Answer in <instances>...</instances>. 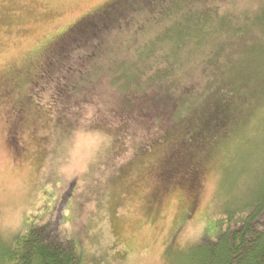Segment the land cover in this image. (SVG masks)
Masks as SVG:
<instances>
[{"label": "rangeland", "instance_id": "obj_1", "mask_svg": "<svg viewBox=\"0 0 264 264\" xmlns=\"http://www.w3.org/2000/svg\"><path fill=\"white\" fill-rule=\"evenodd\" d=\"M113 1L0 0V82H6L13 68L35 62L71 26ZM167 2L180 28L196 38L209 26L203 23L202 11L239 17L264 5V0ZM160 7L132 15L135 25L113 27L106 34L111 45L97 44L99 52L87 59L90 64L82 63L83 53L69 48L66 59L65 54L59 61L49 54L44 58L46 70L36 86L24 75L18 90L22 95L30 91L32 103L25 109L21 136L0 101V264H7L2 259L6 250L30 229H41L53 241L73 246L83 264H187V252L216 235L225 211L242 208L254 197L264 163L256 158L264 151V52L245 59L238 50L246 40L239 45L224 42L221 36L218 40V35H211L200 49L204 54L211 46L224 49L228 68L218 79L234 88L232 94H239L229 107L239 121L248 109L247 86L260 101L250 106L255 110L249 111L223 150L205 160L194 188L168 185L160 178L168 152L162 133L176 131L173 113L181 100L174 96L170 103L164 97L175 82L190 97L203 92L206 78L213 79L212 73L209 77L197 68L204 55L188 48L180 54L178 72L170 80L143 89L146 77H141V90L131 89L125 96L119 91L118 74L104 69L110 55L116 58L121 42L132 39L134 49L166 32L167 23L149 21L160 16ZM161 64L155 61L152 70L163 68ZM153 127L159 131L151 132Z\"/></svg>", "mask_w": 264, "mask_h": 264}, {"label": "trees", "instance_id": "obj_2", "mask_svg": "<svg viewBox=\"0 0 264 264\" xmlns=\"http://www.w3.org/2000/svg\"><path fill=\"white\" fill-rule=\"evenodd\" d=\"M160 3L162 4L160 7L162 15L160 14L154 19L150 17L149 21L160 25L167 23L164 24L166 32L157 35L152 41L140 43L134 49H130L132 39L130 41L127 39L117 46L116 58L113 59L110 55L111 61L105 62L104 69L107 68L113 75L118 74L119 91L124 96L131 89L141 90L138 84L141 77H146L143 89L152 83H156L152 86L154 87L170 80L178 72L176 65L180 61V54L189 49L198 54L202 53L200 49L203 45L209 44L208 40L211 35H218V40L222 37L224 42H236L239 45L246 40V44L238 50V54L243 55L245 59L264 52V5L252 14L248 13L239 17L215 16L216 14L202 11L199 14L204 19L203 23L205 25L209 23V26L205 28L212 29L204 30V28L201 31L202 36L199 35L196 38L180 28V22L174 18L176 13L167 0H115L95 11L96 15H91V13L89 17L81 19L77 24L71 26L35 62L28 60L29 65L13 68L9 72L6 82H0V101L6 107L5 113L9 119L8 122L16 129L15 133L21 136L23 132L21 126L24 125L26 117L24 116L25 109L29 108L32 103L30 91L22 95L23 93L18 90L23 85L24 75H27L25 80L36 86L37 81L46 70V66L42 65L44 58L49 54L50 59L59 61L65 54L66 59L69 48L78 52V55L83 53L85 56L82 54L80 56L82 63L90 64L91 61L87 59L94 58L99 52V43L107 47L111 45L106 34L113 27L118 29L135 25L133 22L136 18L135 15L139 16L143 11L153 12L156 7L161 6ZM171 14L175 16L172 17ZM238 18L239 20L235 22ZM140 24L146 26L143 21ZM71 30L74 32L63 39ZM204 34L208 37H204ZM165 40L167 49L164 48ZM129 51L133 53L132 57L125 56ZM101 52H105V48L102 46ZM120 53H124V56L120 57ZM202 54L205 59L203 64L198 65L197 68H200L204 75L207 74L209 77L211 73L213 74V79L206 78L207 87L203 92L190 97L182 94L179 82H175L164 97L170 103L171 98L176 99L174 96H180L179 99H181L178 101V109L173 113V124L176 131L168 130V132L162 133L161 138V142L166 141L168 152L160 166V178L168 185H170L169 183H181L187 186L191 184V188H194L205 166V160L208 157H211L210 160H212L216 154L223 150L227 140L242 128L245 116L249 111L255 110V108L250 110V106L260 101L247 86L248 91H246L250 94L246 92L248 96L245 94L246 99L244 100L247 102L248 109L239 121L236 115L229 111L230 100L234 102L239 94H232L234 88H229L226 82L218 79L224 76L225 68H228L223 60L224 49L219 46H211L205 51V54ZM69 56L71 58V55ZM39 59H41L40 63ZM234 59L237 58H232V60ZM155 61H161V65L164 67L152 70ZM86 70L87 77H89L91 71L90 69ZM85 82L86 86H89L88 79ZM73 88L78 87L73 85ZM210 88L212 90L206 94L205 91ZM15 94H18V97H15ZM157 123H159L158 120L153 124ZM158 129L153 127L151 132ZM256 136L253 135L251 138ZM256 158L264 162V151ZM249 172L250 167L247 173ZM217 226L218 229L214 237L203 238L187 252V264H264V163L260 167L254 197L242 208L225 211ZM50 237L52 236L41 229H30L26 235H22L12 242L2 259L7 261V264H83L78 251L73 246L55 242L53 241L54 237L52 239Z\"/></svg>", "mask_w": 264, "mask_h": 264}]
</instances>
